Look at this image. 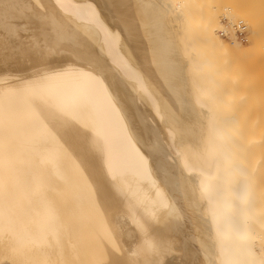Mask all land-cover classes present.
<instances>
[{
	"label": "bare ground",
	"instance_id": "obj_1",
	"mask_svg": "<svg viewBox=\"0 0 264 264\" xmlns=\"http://www.w3.org/2000/svg\"><path fill=\"white\" fill-rule=\"evenodd\" d=\"M202 9L0 0V264H264V136L216 59L248 27Z\"/></svg>",
	"mask_w": 264,
	"mask_h": 264
},
{
	"label": "rangeland",
	"instance_id": "obj_2",
	"mask_svg": "<svg viewBox=\"0 0 264 264\" xmlns=\"http://www.w3.org/2000/svg\"><path fill=\"white\" fill-rule=\"evenodd\" d=\"M197 1H198V4L200 5V8L202 9V7H203V11H199V13H201L202 14V16L204 17V19H206L207 17V20L208 19H210L209 21H216V22H220V23H222V24H224V25H226L227 27L229 26V24H230V26H231V24L233 23V25L235 24V23H238V24H236L235 26L237 27V25H239V23H241L242 24V22H243V26H245L244 28H246V27H248L249 29H250V31L248 30V28H246L245 29V33L244 34H242L241 36H242V43H240L241 45V48L240 47H238V44H239V41H238V43L237 42H235V43H233V44H237V50H232V51H228V53H226V51H225V54H224V52H223V54H222V56H221V58H216L217 59V63L219 64V60H220V62H222V63H224L225 65V69H224V73H223V82H224V87H225V89H226V93H227V98H229V96H231V98H232V95H233V97L234 98H230L229 100L231 101V102H234V104L232 103V105H233V107L235 108V110H237V111H235L236 113H238L237 115L238 116H240L239 118H240V123H241V125L243 124V127H244V125L247 127L245 130H247V131H245V133H247V135H252V134H254L253 136L256 138V137H259L260 139H262L263 138V136H264V134L262 133L263 131H264V115L262 114V113H264V102H263V100H264V0L262 1V0H191V3L193 4V5H198L197 4ZM202 1V2H201ZM241 1V2H240ZM234 2V3H233ZM195 3V4H194ZM203 4L202 6H201V4ZM227 5H226V4ZM263 3V4H262ZM210 4V5H209ZM220 6V7H219ZM223 6V7H222ZM238 6V7H237ZM214 7V8H213ZM254 7V8H253ZM206 8H209V9H207L206 10ZM217 8V9H216ZM216 9V10H215ZM229 9L231 10V11H229ZM239 9V10H238ZM209 10V11H208ZM214 10H215V12H214ZM219 10V11H218ZM221 10H223V11H221ZM242 10H244L243 12H242ZM246 10V11H245ZM230 12H231V14L233 13V14H235V15H237V16H234V15H231L230 14ZM242 12V13H241ZM207 13H208V15H207ZM228 13V14H227ZM206 14V15H205ZM221 14V15H220ZM230 14V15H229ZM239 14V15H238ZM243 14V15H242ZM249 14H251V15H249ZM263 14V15H262ZM216 15V16H215ZM231 16H234V17H231ZM244 16V17H243ZM210 17H213V18H210ZM222 17V18H221ZM238 19H237V18ZM241 17H243L242 19H241ZM214 18H216L215 20H214ZM219 18H220V20H219ZM232 18V19H231ZM234 19V20H233ZM206 20V21H207ZM230 20V21H229ZM242 20V21H241ZM243 20H245V21H243ZM208 21V22H209ZM231 21H232V23H231ZM230 22V23H229ZM245 22V23H244ZM257 22V23H256ZM255 23V24H254ZM210 24H211V22H210ZM256 25H257V27H256ZM230 26L228 27V35H229V33H231L230 34V38H233L234 37V33L232 34V27H231V29L229 30V28H230ZM226 27V28H227ZM261 28V29H260ZM214 29V28H213ZM247 30V31H246ZM249 31V32H248ZM263 31V32H262ZM253 35V36H252ZM259 35V36H258ZM246 40H244V39ZM247 38V39H246ZM243 40H244V44H243ZM218 42V41H217ZM223 41H221L219 44H218V47H221V46H219L220 44H224V43H222ZM225 42V41H224ZM260 42H261V44H260ZM228 43H231V42H226L224 45H226V47H227V44ZM229 45V47H231L232 46V44L230 45V44H228ZM247 45V46H246ZM259 45H260V47H259ZM235 47H236V45H234ZM243 46V47H242ZM245 46V47H244ZM226 47H224V48H226ZM253 47V48H252ZM234 48V47H233ZM238 48L239 49H241V52H246V56L244 55L245 54V52H244V54H241V52H240V50H238ZM243 48V49H242ZM246 48V49H245ZM221 49H222V47H221ZM228 50L229 49H231V48H227ZM236 49V48H235ZM249 51V53L247 52V51ZM252 50H253V52H252ZM256 50V51H255ZM222 51V50H221ZM224 51V50H223ZM238 52V53H237ZM231 53H232V55H231ZM239 53L244 57H242L241 55L238 57V55H239ZM251 53L253 54L252 56H251ZM233 54H236V56H234ZM224 55H225V57H224ZM230 55V56H229ZM234 56V57H233ZM255 56H257V57H255ZM232 59H231V58ZM237 57V58H236ZM247 57V58H246ZM253 57V58H252ZM227 58V59H226ZM231 59V60H229V59ZM234 58V59H233ZM239 58H241V59H239ZM252 60H251V59ZM236 59V60H235ZM237 59H239L240 61H238ZM226 60V61H225ZM230 61V62H229ZM244 61H246V62H244ZM250 61V62H249ZM235 62H236V64H235ZM244 62V63H243ZM229 63V64H228ZM234 63V64H233ZM238 63V64H237ZM253 63V64H252ZM221 64V63H220ZM219 64V65H220ZM244 64V65H243ZM247 64V65H246ZM223 65V64H222ZM227 65V66H226ZM242 65V66H241ZM221 66V65H220ZM223 66V67H224ZM236 66H239V69L236 67ZM227 67H229V68H227ZM234 67H236L235 69H234ZM232 69H233V71H232ZM242 69H244L243 71H242ZM248 69V70H247ZM239 70V71H238ZM246 70V71H245ZM231 72V73H230ZM236 72V73H235ZM241 72H242V75H241ZM245 72H248L247 74L250 76H248L247 74H245ZM235 75V76H234ZM231 76V77H230ZM240 76H242L243 78H242V80H244V81H242L241 80V77ZM246 76H248V77H246ZM239 77V78H238ZM246 77V78H245ZM249 78H251V79H249ZM229 79V80H228ZM260 79V80H259ZM258 80V81H257ZM249 81V82H248ZM227 84H226V83ZM237 82V83H236ZM241 82V83H240ZM247 82H248V84H247ZM230 83V84H229ZM234 83V84H233ZM247 84V86H246V84ZM241 85V86H240ZM240 86V87H239ZM243 86H245L244 87V89L242 88ZM256 86V87H255ZM260 88V89H259ZM234 89H236V90H234ZM238 89H240V90H243V92L242 91H240V90H238ZM248 89V90H247ZM253 90V91H252ZM262 90V91H261ZM246 91H247V93H246ZM230 92H231V94H230ZM249 92V93H248ZM250 92H252V94L250 93ZM254 92V93H253ZM233 93V94H232ZM235 93V94H234ZM243 94H244V96H243ZM240 95V96H239ZM238 96V97H237ZM242 96V97H241ZM247 96H252V97H250V99H248V97ZM256 96H257V98H256ZM260 97V98H259ZM262 97V98H261ZM252 98V99H251ZM248 99V100H247ZM246 100V101H245ZM255 100H257V102H255ZM260 100V101H259ZM240 101V102H239ZM250 101V102H249ZM254 101V102H253ZM259 102V103H258ZM244 105H243V104ZM252 103H253V106H252ZM254 103H255V105H254ZM262 104V105H261ZM257 105V106H256ZM259 105V106H258ZM261 105V106H260ZM255 106V107H254ZM243 107V108H242ZM254 107V108H253ZM262 108V109H261ZM241 110V111H240ZM243 110V111H242ZM248 110V111H247ZM254 110V111H253ZM251 113H250V112ZM259 111V112H258ZM260 111H262V112H260ZM241 112H243V113H241ZM246 112V113H245ZM259 113V114H258ZM261 113V114H260ZM247 115V116H246ZM258 115V116H257ZM247 118H246V117ZM249 116V117H248ZM263 116V117H262ZM260 117H262V118H260ZM247 119V120H246ZM253 119H255V121L253 120ZM262 120H263V122H262ZM249 122V123H248ZM251 122V123H250ZM247 123V124H246ZM258 125H257V124ZM251 124V125H250ZM248 125V126H247ZM259 125H260V127H259ZM251 127V128H250ZM252 127H254V128H252ZM262 127V129H260ZM245 128V127H244ZM258 129H259V131H258ZM251 130H252V132H251ZM262 132H261V131ZM255 131V132H254ZM257 131V132H256ZM262 133V134H261ZM259 135V136H258ZM263 135V136H262ZM250 137V136H249ZM248 137V138H249ZM262 137V138H261ZM251 138V137H250ZM249 138V139H250ZM258 138V139H259ZM259 139V140H260ZM264 139V138H263ZM262 139V140H263ZM256 144H258L257 142H256ZM260 146V147H259ZM258 146V148L257 147H254L256 150H254V152L256 151V156L257 157H259L258 158V161L260 162V163H257L258 165L260 164H262L261 166H259L258 168L260 169V167H261V169L263 170H259L258 169V171L259 172H263V174L262 175H264V161H263V157H264V152H263V150H264V146L262 147V149H261V145H259ZM258 149H260V150H258ZM259 151V152H258ZM261 152V153H260ZM263 153V154H262ZM263 155V156H262ZM261 156V157H260ZM256 157V158H257ZM257 161V162H258ZM258 172V173H259ZM261 175V174H260ZM264 187V176L262 177V179H261V187Z\"/></svg>",
	"mask_w": 264,
	"mask_h": 264
},
{
	"label": "built area",
	"instance_id": "obj_3",
	"mask_svg": "<svg viewBox=\"0 0 264 264\" xmlns=\"http://www.w3.org/2000/svg\"><path fill=\"white\" fill-rule=\"evenodd\" d=\"M239 33H241V34H242L243 32L240 30V31H239Z\"/></svg>",
	"mask_w": 264,
	"mask_h": 264
}]
</instances>
